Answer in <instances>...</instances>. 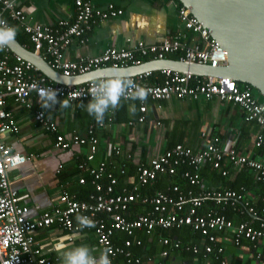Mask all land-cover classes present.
Returning <instances> with one entry per match:
<instances>
[{"label":"built area","instance_id":"2783aa9c","mask_svg":"<svg viewBox=\"0 0 264 264\" xmlns=\"http://www.w3.org/2000/svg\"><path fill=\"white\" fill-rule=\"evenodd\" d=\"M171 1L177 3L178 0ZM73 7V19L61 20L57 22L56 28H52L28 23L23 9L15 1L0 0V19L14 26L17 35L23 33L32 52L40 55L52 70L66 78L103 68L121 69L166 59L213 69L227 65L226 51L183 5L177 6L181 29L160 43L146 44L138 41L127 49L110 47L97 56L66 60L64 55L68 47L75 43L84 45L86 34L99 22L119 17L123 13L112 4L105 9L96 8L89 0H73ZM171 56L178 58L173 59ZM153 72H158L162 80L158 82ZM117 78H99L78 85H62L52 82L31 62L16 55L8 47L0 49V264H50L49 260L40 256V249L33 238L35 231L50 226H57L67 233L91 231L100 250H111V264H160V259L167 258L172 250L190 252L201 260L212 259L217 264H231L220 243L222 234L227 231L231 233L234 248L252 252L253 261L248 264H264V195L253 201L244 186L236 190L209 187L201 175L205 167L217 171L222 177H227L230 169L238 172L248 170L253 174L255 182L264 185V110L254 96L252 87L239 85L229 77L203 76L172 69L146 71L120 78L130 79L134 84L147 89L146 100L151 102L217 99L237 105L242 111L243 121L257 126L254 147L260 155L253 158L238 153L230 144L222 146L217 136L207 140L199 152L183 144H175L147 163L136 160L131 151L122 153L119 147L108 145L105 152L107 157L124 154L135 169L136 181L129 186H118L117 178L107 171L106 160H101L94 168L89 166L98 153L96 129L110 128L114 122L112 114L109 113L103 123L90 125L84 134L66 135L60 133L57 122L45 115L39 96L41 89H52L57 92L58 101H89L97 82ZM131 91L129 89L121 100H132ZM8 99L19 108L34 110L33 118L38 126L54 135L53 146L56 150L69 152L75 147L87 146L85 158L77 165L79 170L87 172L90 177L92 192L86 199H77L63 191L58 198L59 206L33 219L28 218V208L19 204L20 197L11 188L8 179L10 171L29 161V157L13 151L4 141L5 136L18 133L15 117L6 109ZM146 100L141 102L136 99L140 114L135 122L128 123L130 126L145 123ZM180 167L187 168L183 171V177L191 189L182 191L178 185H169L164 191L150 194L144 192L154 183L174 176ZM120 174H124L123 168H120ZM86 182L85 178L79 177V184ZM116 187H119L117 192ZM207 202L210 205L207 206ZM132 204L147 209L143 214L129 219L126 214ZM216 208L228 209L239 220L234 222L226 218ZM77 215L90 218L95 226L81 228L76 221ZM184 228L198 234L200 242L181 247L179 239L159 237L158 244L163 247L159 259L138 256L132 252V247H141L143 244L136 237L137 231L151 235L156 230ZM116 233L125 234L127 238L117 244L114 239Z\"/></svg>","mask_w":264,"mask_h":264},{"label":"crops","instance_id":"0c3cea01","mask_svg":"<svg viewBox=\"0 0 264 264\" xmlns=\"http://www.w3.org/2000/svg\"><path fill=\"white\" fill-rule=\"evenodd\" d=\"M13 1L23 9L28 23L31 24L56 28L57 22L71 21L74 16L73 0ZM89 1L99 9H105L107 5L112 4L123 13L119 17L99 22L86 34L84 45L75 43L68 47L64 55L66 60L73 61L80 56H97L110 47L127 49L138 41L157 44L181 29L177 15L178 4L175 1ZM18 35L23 36V33L19 32ZM89 101L69 102L70 106L67 108L60 107L57 103L50 108L42 107V110L47 117L57 122L60 133L84 134L90 125L96 123L94 117L88 115L85 107ZM131 105L135 106V114L129 111ZM146 106L145 123L133 126L128 123L135 122L140 114L136 100H121L116 109L110 108L106 112L105 116L111 113L116 121L110 128L96 130L99 140L98 153L89 166L94 168L101 160H106V163L113 160L105 155L108 145L121 147L124 152L131 151L136 160L147 163L175 144H183L199 152L205 142L213 136L220 138L222 146L226 147L230 144L238 153L253 158L260 155L254 147L257 126L243 121V114L238 106L217 99L212 101L172 99L161 102L146 100ZM6 109L15 117L18 133L5 136L4 141L13 151L29 157L25 165L8 173L11 188L16 190L20 197L19 204L28 208V218L33 219L59 206L58 198L63 191L86 199L92 192V187L88 181L81 184L84 186L79 187L77 180L80 174L78 175L79 172L76 170V163L85 158L87 146L81 145L69 152L58 151L53 146L54 135L36 124L33 118L34 110L19 108L11 99L7 100ZM203 133L205 136H202ZM208 169L209 167H205L201 172ZM237 173L238 171L230 169L227 179L233 181ZM202 177L209 187H222L221 182L213 174L208 173L206 177ZM135 181V172L130 175L127 173L118 180V185L129 186ZM247 190L249 198L253 201L260 196V193L254 189ZM144 234L141 232L140 235L144 236ZM136 237L139 238V234ZM33 238L40 249V256L49 260L50 264H61V253L73 247L87 246L93 251V255H98L100 250L96 237L91 231L67 233L57 226H50L35 231ZM230 238L231 233L227 231L220 239L227 260L231 264L252 262V252L248 249L234 248ZM114 239L117 244H121L123 237L117 233ZM151 239L152 236H147L146 241L150 242ZM191 241L200 242V238L194 235ZM154 245H156L154 254H150L147 250L151 244L147 246V255L133 254L159 259L163 247L158 242ZM133 248L137 247H132V252ZM181 252L170 251L167 258L160 259V264H217L212 259L201 260L198 257L189 259Z\"/></svg>","mask_w":264,"mask_h":264},{"label":"water","instance_id":"95a60500","mask_svg":"<svg viewBox=\"0 0 264 264\" xmlns=\"http://www.w3.org/2000/svg\"><path fill=\"white\" fill-rule=\"evenodd\" d=\"M209 31L211 38L227 53V65L218 69L187 65L172 59L148 61L121 69L103 68L71 78L52 70L38 54L17 40L8 47L31 62L54 83L78 85L99 78L129 77L146 71L172 69L215 77H229L247 84L264 98V0H178ZM264 110V102L262 104Z\"/></svg>","mask_w":264,"mask_h":264},{"label":"trees","instance_id":"16d2710c","mask_svg":"<svg viewBox=\"0 0 264 264\" xmlns=\"http://www.w3.org/2000/svg\"><path fill=\"white\" fill-rule=\"evenodd\" d=\"M177 3H178V6L179 7L182 6L179 1H177ZM16 40H17V42L20 45H22L26 49L32 51V48L29 45L28 39H27V37L25 35H23V36L17 35L16 36ZM171 58L176 59L178 57L177 56H171ZM157 74H158V72H153V75L158 77V80L157 81L159 82V81L162 80V78L159 75H157ZM239 85H241V83H239ZM252 90H253L254 96L259 100V102L261 104H263L264 98L255 89L252 88ZM75 102H77V101H75ZM78 102H80V101H78ZM82 102H84V101H82ZM229 104H231V103H229ZM232 105H234V104H232ZM235 106H237V105H235ZM106 116L104 117L105 119H106ZM115 121L113 122V124L115 123ZM96 125H97V121L94 124V126H96ZM96 130H104V129H96ZM120 149H121V151L123 153L124 152L123 149L121 147H120ZM111 159H113V160H111L110 163L107 162V171L108 172H111L117 178V181L120 180L121 178H123L124 176H126L127 173L129 175L130 174H134L135 169H134L131 161H129V160H127L125 158V155L124 154H121L119 156H115L114 155ZM79 162L77 161V163H76V170L79 172V173L78 172L77 173H78V175L80 174L79 175L80 177L85 178V180L88 181V183H89L90 182V177H89L88 173L87 172H84V171H81V170H79L77 168V165H78ZM120 168H123V170H124V174L123 175L120 174ZM186 169L187 168H185V167H180L178 169L177 173L174 176L169 177L167 179L160 180L157 183H154L152 186L147 187L144 190V192L150 194V193H153L155 191H164L166 189L165 187L167 185L168 186L169 185H178L179 188L182 191H186L188 189H191L192 187L188 184L187 180L183 177V171H185ZM208 173L213 174L214 176H216L215 178L218 181H220L221 184H222L221 185L222 186L221 188L236 190L239 187H241L240 185H242L246 189H254L256 192L258 191V193H260V195H264V185H262L261 183L255 182L254 177H253V174L250 171H248V170H241V171H239L236 174V177H235V179L233 181H229L227 179V177H222L217 171H214L211 168H209L205 172L202 171L201 172V175L204 176V177H206V175ZM78 180H79V177H78ZM78 180H77V183H78ZM104 181L106 182V179H104ZM81 186H84V185H81L80 184L79 187H81ZM118 189H119V187H116V192L118 191ZM78 196L76 198H79L80 200H84V198L81 199V197H78ZM206 204H207V206L210 205L208 202ZM145 209H147V208L143 207L142 205L132 204L130 206L129 212L126 214V217H128L129 219H132V218H134L138 214H143L144 211H145ZM216 210H217V212L219 214L224 215L226 218L231 219L234 222H236V221L239 220L228 209L221 210V209H217L216 208ZM156 231H154V233H152L151 235L144 234V236L143 235H140L141 234V231H137L135 234L137 236L139 234V238H141V241H142L143 244H142L141 247L135 248V249H137L136 251L133 248V253H135V254L142 253L144 255H147V252L149 251L150 254H154L155 253V250H156V245H154V244H156L158 242V238L159 237H168V238L174 239V240L175 239H179L180 242H181V244H182L181 247H183L184 245L190 244V243L193 242V241H191V238H193L194 235L198 236V234L192 232L188 228H184V229H180V230H169V231H158V230H156ZM119 234H121V233H119ZM121 235L123 237V239H122V242H123V240L126 239L127 236L125 234H121ZM147 236H152V239H151L150 242H147L146 241ZM149 244H151V246L147 249V246ZM146 249L148 251H146ZM181 253L184 254L189 259H192V257H195L190 252H185L184 251V252H181Z\"/></svg>","mask_w":264,"mask_h":264},{"label":"clouds","instance_id":"9594fccd","mask_svg":"<svg viewBox=\"0 0 264 264\" xmlns=\"http://www.w3.org/2000/svg\"><path fill=\"white\" fill-rule=\"evenodd\" d=\"M17 29L0 19V49L10 47L15 43ZM132 89L130 97L133 100L145 101L148 96V90L142 86L134 84L130 79L116 80L107 79L97 82L92 89L91 100L85 105L88 115L93 116L97 123H103L106 112L116 109L128 90ZM39 96L42 101V107L50 108L57 103L60 107H69V101L64 99L62 102L57 100V92L52 89H41ZM129 111L135 114V106L131 105ZM76 221L81 228L94 227V222L82 215L76 216ZM110 249L99 250L98 255H93V251L87 246L81 245L73 247L70 250L61 253V264H111L109 259Z\"/></svg>","mask_w":264,"mask_h":264},{"label":"rangeland","instance_id":"374dc122","mask_svg":"<svg viewBox=\"0 0 264 264\" xmlns=\"http://www.w3.org/2000/svg\"><path fill=\"white\" fill-rule=\"evenodd\" d=\"M237 249H241V248H237Z\"/></svg>","mask_w":264,"mask_h":264}]
</instances>
